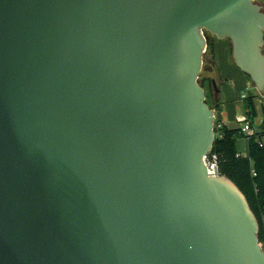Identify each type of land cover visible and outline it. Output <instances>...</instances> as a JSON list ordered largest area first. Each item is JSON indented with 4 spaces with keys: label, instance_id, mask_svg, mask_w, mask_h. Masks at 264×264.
<instances>
[{
    "label": "water",
    "instance_id": "water-1",
    "mask_svg": "<svg viewBox=\"0 0 264 264\" xmlns=\"http://www.w3.org/2000/svg\"><path fill=\"white\" fill-rule=\"evenodd\" d=\"M205 33L264 99L256 0H0V264H264Z\"/></svg>",
    "mask_w": 264,
    "mask_h": 264
},
{
    "label": "trees",
    "instance_id": "trees-1",
    "mask_svg": "<svg viewBox=\"0 0 264 264\" xmlns=\"http://www.w3.org/2000/svg\"><path fill=\"white\" fill-rule=\"evenodd\" d=\"M206 39V57L213 60L212 38L206 35ZM198 82L201 85L199 80ZM210 89L213 94L212 86ZM245 101L249 118L254 117L252 97ZM208 107L214 112L217 111L219 98L214 101L212 96V105H208ZM218 124H221L220 128L217 127ZM213 129L215 140L209 155L216 157L219 175L231 180L246 198L249 208L258 222L257 239L264 251V144L261 143V139L264 137V117L260 128L252 137L245 136L240 129L227 128L217 118L214 121ZM239 138H245L248 141L245 155L237 153L236 141Z\"/></svg>",
    "mask_w": 264,
    "mask_h": 264
},
{
    "label": "crops",
    "instance_id": "crops-1",
    "mask_svg": "<svg viewBox=\"0 0 264 264\" xmlns=\"http://www.w3.org/2000/svg\"><path fill=\"white\" fill-rule=\"evenodd\" d=\"M213 44V74L216 72L219 83V108L215 111V116L221 120L222 124L229 129H240V125L246 120L250 126L257 130L262 124L264 117L263 99L257 94L250 79L241 73L233 64L230 56V46L227 40L212 41ZM242 90H248L249 98L252 97L255 115L249 118L245 108V100L242 102ZM264 144V138L261 139ZM248 141L245 138H239L236 141V149L239 155H245Z\"/></svg>",
    "mask_w": 264,
    "mask_h": 264
},
{
    "label": "built area",
    "instance_id": "built-area-1",
    "mask_svg": "<svg viewBox=\"0 0 264 264\" xmlns=\"http://www.w3.org/2000/svg\"><path fill=\"white\" fill-rule=\"evenodd\" d=\"M206 52V51H205ZM242 100L246 99L245 95H242L241 97ZM215 116V112H214ZM216 120V116L214 118V121ZM218 128L221 127V124L217 125ZM241 133L244 134L247 137H252L255 135L256 130H254L249 123L246 122V120L243 121V125L240 128ZM205 165L207 167L208 173L210 176H215L216 174H219L218 168H217V159L213 155H208L205 159ZM254 175V174H253Z\"/></svg>",
    "mask_w": 264,
    "mask_h": 264
},
{
    "label": "rangeland",
    "instance_id": "rangeland-1",
    "mask_svg": "<svg viewBox=\"0 0 264 264\" xmlns=\"http://www.w3.org/2000/svg\"><path fill=\"white\" fill-rule=\"evenodd\" d=\"M256 2H258L259 4L263 5L264 6V0H256ZM215 38L212 37V41L214 40ZM218 40V39H217ZM227 42L229 43V41L227 40ZM263 52H264V48H263ZM206 79V78H211L212 80L215 81V84L217 85V82L219 83V79H218V76L216 75V72H214V74L211 72L210 73H206V72H201L200 75H199V81L201 82L203 79ZM204 91H205V98H206V102L208 103V105H212V92H211V89L209 87V84L208 82L204 84ZM217 88L219 90V87L217 85ZM240 96L241 95H245L246 97L249 98V92L248 90H242V92H240L239 94ZM243 102V100H242ZM262 102L264 103V99L262 100ZM243 124L240 125V127H242ZM264 138V137H263Z\"/></svg>",
    "mask_w": 264,
    "mask_h": 264
},
{
    "label": "flooded vegetation",
    "instance_id": "flooded-vegetation-1",
    "mask_svg": "<svg viewBox=\"0 0 264 264\" xmlns=\"http://www.w3.org/2000/svg\"><path fill=\"white\" fill-rule=\"evenodd\" d=\"M206 35L212 38V36L209 35L208 33H205V37H206ZM205 57H206V52H205ZM206 58H207V57H206ZM208 59H209V58H208ZM213 66H214V65H213ZM213 66H212V69H213ZM212 73H213V70H212ZM210 74H211V73H210ZM198 80H199V79H198ZM211 80H212L211 78H207L206 80H202L200 83H201V85L204 87V84L208 82L209 87H210V86H211V84H210V81H211Z\"/></svg>",
    "mask_w": 264,
    "mask_h": 264
}]
</instances>
